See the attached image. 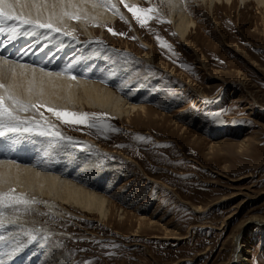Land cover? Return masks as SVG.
<instances>
[{
	"label": "rangeland",
	"instance_id": "374dc122",
	"mask_svg": "<svg viewBox=\"0 0 264 264\" xmlns=\"http://www.w3.org/2000/svg\"><path fill=\"white\" fill-rule=\"evenodd\" d=\"M140 1L132 6L155 9L147 14L144 27L122 2L124 14H115L119 20L114 26L86 24L93 29L91 44L105 45L133 66L128 78L136 77L132 88L140 84L146 91L143 95L148 94L143 101L148 117L133 111L117 118L92 106L66 109L37 101L24 104V110L7 106L27 122L19 125L21 133L49 139L53 148L61 145L77 156L88 155L92 148L100 152L90 156L102 169L108 166L107 178L116 182L108 190L98 189L108 201V215L55 202L57 216L47 211L43 198L36 200L13 188L14 196L22 194L18 197L33 201L31 206L12 203L19 206L16 212L23 226L13 231L14 236L22 237L28 251L39 253L34 264L50 246L57 249L60 264H264V226L239 229L252 215L264 219V4L234 0L209 7L199 0H184L185 11L195 22L187 44L160 12L166 10L165 3ZM77 28H73L76 39H87ZM141 74L145 76L140 79ZM48 108L83 114L86 121L65 123ZM0 121L10 132L13 122L7 117ZM42 129L57 131L63 138L39 135ZM125 144L132 149L120 147ZM39 234L47 235L39 238ZM236 234L248 244L249 253L238 263Z\"/></svg>",
	"mask_w": 264,
	"mask_h": 264
},
{
	"label": "bare ground",
	"instance_id": "6f19581e",
	"mask_svg": "<svg viewBox=\"0 0 264 264\" xmlns=\"http://www.w3.org/2000/svg\"><path fill=\"white\" fill-rule=\"evenodd\" d=\"M138 1L140 0H124L123 3L132 6L133 4H137ZM199 1L206 3L210 7L215 2L221 3L223 1L230 5L234 0ZM238 1L243 3L247 0ZM254 1L259 5L264 4V0ZM161 2L166 4V10L162 11L160 9V12L171 24L177 38L181 42L189 44L187 36L190 29L195 27V22L186 13L184 0H161ZM112 4L116 5L119 11L118 9L116 11L114 7L113 10L115 11L111 10L110 6ZM121 4V0H4V3L0 4V7L7 5V10L18 16L39 21L40 23H50L54 28L59 30L33 29L27 25L14 28V21H8L0 25V28L4 29V31H0V85H2L0 87V97L4 98L5 107L10 106L12 108L16 107L17 110H24L26 109L24 104L28 105L31 101H37L66 109H73L76 106H92L117 118L128 117L133 111H139L140 117H148L149 111L145 106L147 102L143 104V101L149 98L148 94L143 95L146 91L143 92L142 90L144 89L138 87L140 84H136L132 88L137 81L136 77L133 78L131 76V78H128L133 66L130 63H124V60L119 57L118 53L106 49L105 45L100 46L98 45L99 42L97 44L93 43L94 45L91 44L93 29H89L86 24L87 22L99 23V25L106 22L113 24L116 20H119L115 15L116 13L124 14L120 8ZM77 18H80V20L76 24L73 20ZM156 22L158 23V20ZM77 25V29L87 34L85 35L87 39H83L82 41L76 39L77 33L73 28ZM154 26H156L155 22ZM163 28H165V25ZM79 30L77 31L79 32ZM167 45L170 44L167 43ZM143 57L148 62V55L145 54ZM168 72L172 75L174 72L172 67ZM144 74H141L139 78L144 77ZM72 77H75V79ZM125 78H128V81H124ZM195 87L197 88L198 86ZM158 95L159 92L153 94L152 97ZM9 97L12 99H9ZM165 99L166 97H164ZM14 101H19V103H14ZM160 102H163V100ZM180 116H182V113H180ZM203 121L200 118V122L203 123ZM2 122L0 121V132H3L2 138L5 139V142H2L4 140L0 142V193L14 195L11 190L15 188L25 194V196H33L36 200L43 198L47 211L54 215L57 214V216L58 211L55 209V206H57L55 202L59 204H71L82 211L97 213L101 217L106 216L108 201L103 193L98 191L102 189L104 191L105 189L108 190V187L111 188V185L115 181L107 178L108 171H110L108 166L102 169L95 159L91 158V154L95 156L100 153L96 148H92L88 155L82 154L77 156L67 148H63L64 146L62 147L60 144V146L53 148L50 140L46 138L40 140L39 137L24 134L20 131L5 132V127H3L5 124H2ZM167 129H169V126ZM171 133H174V131ZM108 138L110 139V137ZM158 142L160 143V141ZM158 142L157 144H159ZM164 143L166 142L164 141ZM119 144L122 145V143ZM120 147L125 148L127 146L125 144V146ZM129 147V150H131L133 146ZM135 150L133 149V151ZM133 154L135 155V152ZM43 155L44 157H42ZM58 169H60V173L56 172ZM17 195L21 196L22 194ZM18 208L19 206H0V213L3 214L5 221L4 224H0V232L3 230L5 235H0L2 237L0 239V261H3V264H34L39 253L36 254L34 250L28 251V244H23L24 240L21 241L22 237L18 240L16 238L17 235L14 236L13 233V231H17L23 227L19 221L18 212H16ZM140 218L143 219L145 216L142 215ZM7 221H15V223H7ZM250 224L264 226V219L263 217L258 218L252 215L240 223L239 229H242L244 226L246 229ZM47 234L49 236V233ZM46 235L39 234L38 237L45 238ZM233 240L236 248L235 263L246 261V256L249 255L246 248L248 244H245L241 240L239 234H236ZM54 247L50 246L51 249H47L42 254L37 264H60L61 259L59 262H56L55 256L57 252L55 255V251L57 249H54Z\"/></svg>",
	"mask_w": 264,
	"mask_h": 264
},
{
	"label": "snow or ice",
	"instance_id": "6c2138e0",
	"mask_svg": "<svg viewBox=\"0 0 264 264\" xmlns=\"http://www.w3.org/2000/svg\"><path fill=\"white\" fill-rule=\"evenodd\" d=\"M123 3L124 0H121ZM4 0H0V4H3ZM7 5L5 7H0V25L7 23L8 21H14V28L16 27H23L25 25L32 27L33 29H48L51 31H59L58 29L54 28L52 24L50 23H40L39 21H34L32 19H25L22 16H18L10 11L7 10ZM125 7H128V10L133 13L134 18L138 20L142 25L146 22V20L149 18L148 13L154 12L155 9L148 8V9H142V8H136L134 6H128L125 5ZM0 31H4L3 28H0ZM111 31V30H109ZM116 34V33H113ZM75 79V77H72ZM2 87V85H0ZM9 99H12L9 97ZM14 103H19V101H14ZM43 107V106H42ZM47 111L52 112L57 118H61L63 122L65 123H85L86 116L81 114L77 116L75 113H69L67 111H58L56 109L48 108ZM4 117H7L9 121H12L13 123L9 125V130L11 131H18L20 130L19 125L22 123H27L26 121H20L18 117L14 116L13 113L4 106V98L0 97V119H3ZM88 127H95L93 124H88ZM36 127L39 128V123L36 124ZM24 131H31L29 127H24ZM39 135H53L60 138H63L61 134L54 130L49 129H42L38 132ZM0 135H3V132H0ZM15 190H11V192L14 193ZM5 200L11 201L10 204H3ZM12 203L14 204H24L29 205L30 203H33V201H29L24 199L23 197H18L10 194H4L0 193V206H11ZM4 218L3 214L0 213V224H4ZM7 223H15V221H7ZM37 231H40L37 229ZM2 239V237H0ZM0 264H3V261H0Z\"/></svg>",
	"mask_w": 264,
	"mask_h": 264
}]
</instances>
